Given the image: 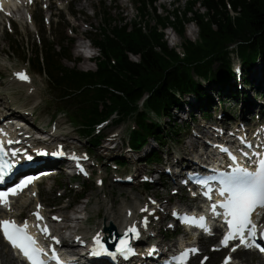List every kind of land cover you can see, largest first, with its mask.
Returning a JSON list of instances; mask_svg holds the SVG:
<instances>
[{"label":"trees","instance_id":"1","mask_svg":"<svg viewBox=\"0 0 264 264\" xmlns=\"http://www.w3.org/2000/svg\"><path fill=\"white\" fill-rule=\"evenodd\" d=\"M135 3L140 20L132 24L111 18L110 10L96 12L101 30L91 36L100 50L95 70L65 64V60H76L67 36L58 41L53 33L41 35L32 50L19 45L32 70L47 79L52 101L88 138L90 147L101 144L104 124L119 125L130 119L135 123L128 131L133 151L140 153L151 137L160 148L165 147L167 137L178 143L179 134L188 126L172 118L174 108L188 103L211 117L216 99L222 101L225 95L239 99L238 80L252 87L250 73L257 65L261 85L256 88L264 97V0H187L182 15L178 8L161 15L156 0ZM198 3L206 9L204 13L195 9ZM151 11L156 15L154 25L146 20ZM190 21L198 26L200 39L185 37V54L180 55L169 46L163 28L170 24L185 36ZM206 80L214 85L206 86ZM166 117L168 128L160 121ZM145 156L147 164L162 160L157 149ZM116 160L127 165L123 159ZM84 196L81 193L77 198Z\"/></svg>","mask_w":264,"mask_h":264},{"label":"rangeland","instance_id":"2","mask_svg":"<svg viewBox=\"0 0 264 264\" xmlns=\"http://www.w3.org/2000/svg\"><path fill=\"white\" fill-rule=\"evenodd\" d=\"M47 5H49V9L46 8ZM155 5L161 15L168 12L173 13L175 8L180 9L182 15V11L187 5V0H167L164 2L156 0ZM195 9H198L202 13L206 10L199 3L195 6ZM30 10L34 14L33 17L30 19L26 15L25 19L21 21L6 17L5 13H0V96L10 102L14 108L22 109L29 113V119L26 120L29 128L33 127V130L42 133L44 131L41 129H45L51 133H64L69 135L71 137L69 140L71 142L73 141V144L79 146L82 149L81 151L85 152L87 150L89 153L90 159H88V162L90 161L92 163L93 173L90 176L85 175L84 177H80L71 176L65 170H61L55 176L44 179L42 183L35 187L36 197L38 198L39 196L42 199L41 201L36 199L29 206H24L20 201H16L15 212L19 213L22 210L21 216L23 218L28 217L31 214V210L36 209L37 205L49 211L48 214L52 212L50 209L66 205L68 208L67 213L72 214L73 208H81L84 204H88L89 197L92 196L88 205L90 220L85 222L84 225L85 230H94L102 220L97 214L99 208H101V214L103 215L106 213V205L111 203V196H109L106 189H103L105 185H103L102 179H100L104 175H109L116 179L119 178L123 181L122 179L134 176L136 173L140 174L138 179L132 180L131 184L124 186L122 190L128 191L131 197L137 196L138 201L135 200V204L137 203L141 207L145 204L144 198H155L154 193L156 190L166 196L164 198L165 201L171 197V201L167 204L169 207L166 211V216L161 213L165 217L169 215L173 204H185L192 207L194 201L191 200V192H187V188H183V190L179 189L173 178H171V174L167 173L168 171L171 173L172 170L166 164L167 158L173 159L183 154L187 143L197 138V135L198 142L203 143L204 141V143H207L204 139L210 140L211 136L209 135H211L210 133L213 127L219 126V124L233 128L242 121H248V126H253L264 121L258 115L257 111H252L253 109L251 108L253 103H257V101L264 108V97L261 95V89L256 88L257 84L261 85V71L259 65H257L258 67L252 69L250 73V79L254 81L252 87L251 85L246 86L242 80H238L237 82L241 88L239 99L226 95L224 98L222 97V101L220 99L221 102L216 99V105L212 108L211 117L205 118L195 105L188 103H185L182 108H174L172 118L181 126H188V128L179 134L178 143L167 137L165 139V147L160 148L156 140L151 137L147 145L140 150V153L133 155L130 151L126 150L129 139L128 131L135 125L134 121L130 119L119 125L109 124L105 126L101 131L103 134L101 145L90 147L88 138L79 133L69 122L67 116L52 101V95L49 92L48 82L45 76L33 71L31 66L24 60L22 47L32 50L36 43L40 41L39 37L41 35L45 37L53 33L55 34L54 39L58 41L64 36H67L70 38V41L72 40L71 50L76 60H65V64L68 66H78L82 70H95V57L88 58L84 56V51L82 53L79 52L78 45L80 43L86 45L87 43L84 37L92 41L91 36L95 37V33L100 32V21L96 18V12L110 10L111 18L116 20L124 19L132 24L140 20V14L135 0H38L36 6H30ZM71 11L75 13L71 14ZM151 12L152 14L146 20L149 25H154L156 23V15H153V11ZM146 20L143 19V25ZM191 28L194 29L192 37L188 35ZM163 32L169 46L175 48L180 55L185 54L183 50L185 37L194 41L200 39L199 28L193 21L186 24L185 36L177 33L170 24L166 28H163ZM174 38H176V44L172 42ZM19 45H22V47H19ZM131 57L135 60L137 59L136 56L132 55ZM16 70H24L30 75L39 90L38 98L32 94H28L27 86L14 78ZM205 84L209 87L214 85L207 80ZM185 99L193 101L190 97H185ZM245 113H248V117H243ZM160 121L164 128H168L167 123L169 122V117L161 118ZM199 123L206 125V127L199 126L201 128H198L197 124ZM54 129L56 130L53 131ZM200 147L204 149V147ZM152 149H157L160 156L162 154V160L160 162L156 161L151 164H146L144 161L145 155ZM137 158L141 160L139 161L142 162L141 164H138V161L136 162ZM116 159L128 160L129 163L125 167L119 168L114 165ZM138 168H141V170H137ZM153 169L159 173H153ZM184 173L185 170L182 172L180 179L184 178ZM146 177L148 179L153 177L154 179L148 183L140 180V178L143 179ZM146 184L149 185L147 189L145 188ZM81 192H84L85 196L79 199L77 197ZM114 195L118 209L124 210L130 206V204L126 203L125 197L120 195L119 188L114 191ZM69 203L71 204L70 206H68ZM148 215V212L139 213V220H144ZM163 224L167 227L169 222L165 219ZM159 230L162 232L152 240L158 242L159 239H164L165 236V239L170 238L166 243H171V241L179 238L172 229L166 230L162 228ZM151 231L155 232V230H148L147 232L149 233ZM217 242L215 240L210 246L205 248L206 250L191 264H223L226 251L215 250ZM140 243L146 244L145 242ZM0 248L3 250V255L0 256L1 264L2 258L8 259L13 255L1 237ZM5 253L8 254L7 257ZM256 255L255 253H251L247 258L245 253L239 254L240 257H246L248 260L252 259V257L255 258ZM15 261L18 262L17 259ZM236 264L243 263L238 262Z\"/></svg>","mask_w":264,"mask_h":264},{"label":"bare ground","instance_id":"3","mask_svg":"<svg viewBox=\"0 0 264 264\" xmlns=\"http://www.w3.org/2000/svg\"><path fill=\"white\" fill-rule=\"evenodd\" d=\"M27 0H24V3L22 5H17L16 0H3V4L4 7L3 9H0V13H5L7 14L8 12L14 13L15 18L17 20H23L26 15L31 19L33 17V13L30 10V6H29V2L26 3ZM162 2L167 1V0H161ZM15 6V7H14ZM14 7V8H13ZM27 10V13L25 12ZM194 29H190V31L188 32V35L190 37H192V35L194 34ZM176 38H174L172 40L173 44H176L175 42ZM78 50L79 52L82 53V51H87L86 46L83 43H80L78 45ZM18 72H24L28 75V73L24 70H16V73ZM15 73V74H16ZM29 79L27 81L21 80L19 78H17V76L15 75L14 78L16 80H18L20 83L24 84L27 86V93L28 94H32L34 96H36L38 98V93L39 90L36 87L35 83L32 81L30 75ZM253 103L252 105V111H264V108L262 107V104L259 103V101H257ZM0 113H4L7 115H14V116H19L22 119L28 120L29 119V113L23 111L22 109H17L14 108L10 102H8L4 97L0 96ZM260 115H264V113L260 114ZM243 117H248V113H245L243 115ZM198 128H201L199 126H203L206 127V125L199 123L197 124ZM212 127V126H211ZM33 128V127H32ZM32 128H30L31 130H33ZM197 128V129H198ZM44 131V133H46L47 136L51 137V141L48 142H41V141H37L35 140V138H33V134L31 133L30 130H27L25 128L22 127H18L13 129V131H15V133L17 134V144L14 146L19 145V147H23V146H30V145H36L37 149L39 148V151L44 150V155L45 157H49V155L51 153H57V152H63L65 151L66 148H70L73 145V141L71 142L69 140V138H71L69 135L67 134H57V133H51L46 131L45 129H41ZM56 129H54L53 131H55ZM211 132V131H210ZM209 132V133H210ZM41 133V132H40ZM208 133V134H209ZM43 134V133H41ZM212 134V132L210 133ZM64 135V136H63ZM194 135V134H193ZM195 135H196V131H195ZM205 142H207L208 139H204ZM212 141H209V144L214 143ZM198 135L197 138H195L193 141L187 143V146L185 147V149L183 150V154H180L178 156H176V158L174 157L173 159H169L167 158L166 164L169 165V168L172 169L171 170V178H173V180L175 181L176 184H178V180L180 179L182 172L184 170H188L191 167V164L196 163V161H202L204 159L209 158V156L211 155V150H209L208 146H206V143H199L198 145ZM208 143V142H207ZM264 142H259L258 144H263ZM213 145V144H211ZM77 146V145H76ZM204 147V149H201V147ZM77 148H80L79 146H77ZM109 150V149H107ZM261 154V153H259ZM36 156H41L42 157V152L39 153H35ZM45 157H42L40 159L37 160H44ZM142 162H139L138 164H141ZM84 164L89 168L90 172L93 173V168H92V163L89 161H84ZM197 164V163H196ZM137 170H141V168H138ZM122 178V177H121ZM100 179H102V183L104 186L103 189H106L109 193V196H111V203L106 205V213H104L103 215L101 214V208H99V212L97 213L99 218H101V222L99 224L98 227H96L94 230H85V221L82 219L83 214H89V210H88V205L89 202L92 198V196H90L89 198V202L88 204H84L81 208H73V213L72 214H68L67 213V206L63 205L61 207H57V208H53L50 209V211H53L55 213H57V215H50L48 214L49 211H46L43 209V207L41 206L39 209H34L31 210V214L27 217L28 218V223L31 224V226L34 228L36 227V225L39 223L41 226L43 225H47L48 227V232L50 233V235L46 236L44 233H42V238H50L51 237H56L59 238V235H61L66 229L70 228L71 229V233L74 234H82L83 236L85 235L86 237H96L97 234H99L100 238L108 235L109 231L105 230L106 226H109L110 224H114L119 232H122L123 230H127L129 227L131 226H135L138 227L141 230V237L136 241L138 243L140 242H145L146 244L141 245L140 248L142 250V246H145V253L143 254V256L140 255H136L135 257H131V258H123L120 257L119 260V264L124 263V264H151V262L154 264V261L159 259L161 255H163V247H160L159 245L161 243H166L167 240H170V238H166L164 237V239H159V241L157 242L156 240H149L150 243H154V244H148V240H146L145 234L146 232L149 230H155V232H150V235L152 237V239L156 238L160 232H162L161 230H159L158 234L154 236V234L157 231V228L160 226V229L165 228L166 226H164V221L166 219V211L168 209V205L169 202L171 201V197L165 201L164 198L166 196H164L162 193H160L159 191L156 190V192L154 193V199H149L144 198V202L145 204L143 205V207H141L139 204L137 205V203L135 204V200L138 201V197L137 196H133L131 197V195L128 193V191H123V187L124 186H128L129 184H131V180H127V178L122 179L123 181H121L119 178L116 179L115 177H111L109 175L107 176H101ZM155 181V180H154ZM37 185H32L28 188H26L24 190L23 193H21L18 196H14L11 199H7L8 200V205L9 206H5L3 204H0V216L1 217H13V218H18L19 214L15 212V206H12L11 203L13 204V202L16 203V201H20L24 206L27 205L29 206L34 200H42L41 198L36 197V191H35V187ZM119 188L120 189V195L124 196L126 199V203L130 204V206H128V208H125L124 210L122 209H118L116 207V198L114 195V191H116V189ZM33 193H35V195H33ZM131 193V192H130ZM94 194V193H93ZM100 202V200H99ZM166 204V205H165ZM177 207V205H176ZM142 209H146L144 211H142ZM39 211V213L43 216V220H35L36 216L33 215V213ZM154 211V212H152ZM134 212H136L134 214ZM144 212H148L149 215L144 219V220H139V213H144ZM10 213H12V215H10ZM138 213V214H137ZM161 213L165 214L161 215ZM53 217H58L59 219H53ZM90 220V216L88 217L87 221ZM172 223H169L167 225V227L171 226ZM79 230H83V232L79 233ZM53 240V239H51ZM75 242V241H74ZM183 240L181 238H177L176 240L171 241V243H166L168 245L171 246H176L179 243H182ZM105 244H107V242H104ZM75 245V244H73ZM77 245V244H76ZM73 247V246H72ZM78 247V246H74ZM218 249V248H217ZM251 252H247L245 253V256L248 258L250 256ZM3 255V250L0 248V256ZM6 257L8 256L7 253H5ZM13 255V254H12ZM83 258H85V260L83 262H86V264H111L109 262H107L106 260H99L97 262H94L91 257L82 255ZM2 262L1 264H24V263H18L15 261L16 256L13 255L10 258H2ZM231 264V263H229Z\"/></svg>","mask_w":264,"mask_h":264},{"label":"snow or ice","instance_id":"4","mask_svg":"<svg viewBox=\"0 0 264 264\" xmlns=\"http://www.w3.org/2000/svg\"><path fill=\"white\" fill-rule=\"evenodd\" d=\"M15 75L17 78L24 81L29 79V76L24 72H18ZM9 143H12V141H9ZM0 153H3V155L8 154L4 151L2 141H0ZM12 155L15 156L16 152H13ZM28 159L30 160L32 157L29 156ZM233 159H235V157H233ZM11 167L12 164L0 156V181L4 179L5 172L10 170ZM37 178L38 177H26L14 187L9 188L6 191H0V204L9 206L7 200L8 195H18L24 188L31 184L34 179ZM200 183L206 184L207 181H201ZM220 183L222 187L219 190V194L223 196L224 199L219 202V207L224 210L222 214L226 218V223L229 229V231L224 235L221 244L227 247L230 240H234L239 237L240 244L245 247L255 246L258 247L261 252H264V247L255 243L254 239L251 241V244L249 242V238H254L257 235V225L252 219L253 213L256 212L258 215L259 213L257 212V209H264V158H261L258 161V166L253 170H249L247 167H235L232 172L221 178ZM33 195H35V193H33ZM40 207V205H37V209ZM216 207V204L212 205L213 211H215ZM144 210L146 209H142V211ZM33 215L36 216L38 221L43 220L39 211L33 213ZM53 219L59 218L53 217ZM200 220L202 221L204 218L200 217ZM199 226L202 228L205 227L202 223ZM28 227L27 221L23 224H17L15 220H0V232H2L3 237L13 248L18 249L23 254V256L29 261V264H47V262L42 258L43 255H46L44 249L37 245V241L29 233ZM36 227L46 236L50 235L47 225L41 226L38 223ZM128 232L133 233L134 236L139 235L134 225L129 227L124 236L121 237L116 248V252L123 253L125 255L133 252V249L129 244V239L127 238ZM260 233L261 238H264V229H261ZM51 239L55 240L56 243L60 242L56 237H51ZM77 239H79V237H77ZM94 239L98 249L97 254H99V251H108L101 242L99 234H97ZM232 250L235 251L236 249L233 248ZM191 251L195 252L198 250L192 249ZM111 254L115 255V253ZM51 258L57 260L59 264V257L55 255L54 250ZM183 258L184 254L181 255L180 259L183 260ZM230 259L231 257H227L224 264H229Z\"/></svg>","mask_w":264,"mask_h":264},{"label":"water","instance_id":"5","mask_svg":"<svg viewBox=\"0 0 264 264\" xmlns=\"http://www.w3.org/2000/svg\"><path fill=\"white\" fill-rule=\"evenodd\" d=\"M108 229H109L110 234L113 236L114 240L117 241V242H119L120 239H121V237H123V236H121V235L118 233L116 227H115V226H111V227L108 228ZM127 238L130 239V232H128V234H127Z\"/></svg>","mask_w":264,"mask_h":264}]
</instances>
